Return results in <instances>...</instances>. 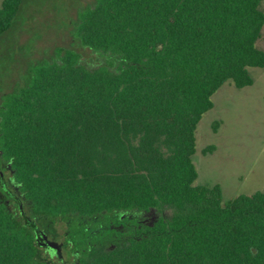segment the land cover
Wrapping results in <instances>:
<instances>
[{"label": "trees", "instance_id": "1", "mask_svg": "<svg viewBox=\"0 0 264 264\" xmlns=\"http://www.w3.org/2000/svg\"><path fill=\"white\" fill-rule=\"evenodd\" d=\"M23 1L2 0L0 36ZM262 2L96 0L83 9L81 43L119 66L89 69L59 48L60 60L32 66L5 96L0 171L9 164L23 202L7 183L15 210L0 194V264H46L37 221L71 216L92 219L96 236L77 264H264V191L224 203L220 184L195 183L193 159L213 95L229 80L253 85L249 69L264 68ZM165 207L170 218L130 225Z\"/></svg>", "mask_w": 264, "mask_h": 264}, {"label": "rangeland", "instance_id": "2", "mask_svg": "<svg viewBox=\"0 0 264 264\" xmlns=\"http://www.w3.org/2000/svg\"><path fill=\"white\" fill-rule=\"evenodd\" d=\"M96 0H24L19 14L9 30L0 36V108L5 96L25 83L32 66L60 60L59 48L71 49L81 56V64L89 69L105 66L116 70L119 57L95 51L81 43L76 33L80 12ZM2 0H0V7ZM264 10V0L262 2ZM257 45L264 50V28ZM253 85L238 88L226 82L213 95L214 107L206 112L196 130V153L193 156L199 176L196 184L223 189L224 203L241 194L264 191V68L251 67ZM213 146L211 150L209 147ZM206 149H208L206 151ZM3 173V174H1ZM4 182L11 183L9 164ZM0 175V177H1ZM12 210L15 204L8 203ZM23 210L30 215L27 202ZM174 210L154 208L131 219L135 225L141 219L152 223L160 217L170 218ZM92 219L71 216L68 220L49 218L37 221L36 229L52 242L62 241L61 253L40 249L38 259L46 264H77L85 254L87 232ZM108 224L109 221H104Z\"/></svg>", "mask_w": 264, "mask_h": 264}, {"label": "flooded vegetation", "instance_id": "3", "mask_svg": "<svg viewBox=\"0 0 264 264\" xmlns=\"http://www.w3.org/2000/svg\"><path fill=\"white\" fill-rule=\"evenodd\" d=\"M3 178H4V176H3ZM3 188L2 189H0V194H8V195H10V197L9 198H7V202H9V201H11V199L13 200V199H15V196L10 192L11 191V189H10V187H8L7 186V183H5L4 181H3ZM125 218V215H123V216H121V219H124ZM140 221V220H139ZM124 225V224H123ZM123 225H119V226H117L118 228H121V230H122V226ZM40 238V243L41 242H44V239L40 236L39 237ZM58 243H61V244H63V242L62 241H58ZM41 246L43 247V249L44 250H50L51 249V247L48 245V244H41ZM62 247V246H61ZM62 250V249H61ZM61 250H60V253H61ZM51 251H53L54 253H55V251L53 250V249H51Z\"/></svg>", "mask_w": 264, "mask_h": 264}, {"label": "water", "instance_id": "4", "mask_svg": "<svg viewBox=\"0 0 264 264\" xmlns=\"http://www.w3.org/2000/svg\"><path fill=\"white\" fill-rule=\"evenodd\" d=\"M38 233H39V237L41 236L44 239V242H41V244H48L51 247V249L60 253V250L62 249L61 243L49 241L46 239L45 235L42 232L38 231ZM39 237H38V239L40 240Z\"/></svg>", "mask_w": 264, "mask_h": 264}]
</instances>
